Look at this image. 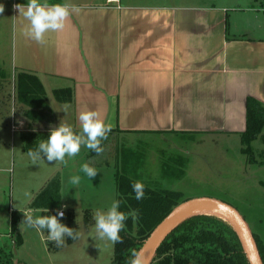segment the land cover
<instances>
[{"label": "crops", "instance_id": "0c3cea01", "mask_svg": "<svg viewBox=\"0 0 264 264\" xmlns=\"http://www.w3.org/2000/svg\"><path fill=\"white\" fill-rule=\"evenodd\" d=\"M28 2L0 0V134L6 126L11 137L21 140L22 132H51L61 122L82 134L79 113L95 110L115 129L113 137L214 132L241 136L247 128L248 97L264 104V37L251 36L246 29L229 33L230 8L215 0H39L79 9L64 30L45 33L44 43L26 34L29 21L14 8ZM251 6L254 12L264 11ZM19 71L40 78L50 119L30 120L17 110ZM10 80L13 89L6 94L5 82ZM63 87L73 89L72 101L56 99L54 89ZM81 148L77 156L65 157L67 163L48 162L45 156L36 164L41 169L32 178L39 186L31 188L26 204H19L25 207L23 213L43 216L31 202L57 174L62 194L58 209L73 210L75 218L87 209L93 215L107 211L117 200L114 188L106 197L98 186L106 180L115 185V173L105 177V168L94 166L97 175L87 177L81 168L89 164L90 150ZM72 176L81 177L78 186L69 183ZM13 210L21 217L22 210ZM15 237L11 231L0 236V245L9 240L15 244ZM80 238L70 244L84 245ZM99 246L81 254L86 264H104ZM105 247L110 250L114 244L107 241Z\"/></svg>", "mask_w": 264, "mask_h": 264}, {"label": "rangeland", "instance_id": "374dc122", "mask_svg": "<svg viewBox=\"0 0 264 264\" xmlns=\"http://www.w3.org/2000/svg\"><path fill=\"white\" fill-rule=\"evenodd\" d=\"M215 1L217 5L230 8L228 23L232 26H229V33L246 29L251 36L264 37V11L251 10V4L258 9L262 8L264 0ZM4 89L6 94L12 92L13 82H5ZM8 130L4 126L0 134L3 138L0 140V236L11 231L12 208L16 207L22 210L17 230L22 242L14 244L9 240L4 248L13 252L15 260L27 264H86L81 254L88 253L99 244L102 262L112 264L114 247L106 249L107 240L98 238L95 224L86 226L85 212L82 215L78 212L75 218L84 245L80 242L65 243L58 250H49L48 232L43 229L37 231L26 225L21 231L25 207L19 204H26L31 188L39 186L32 176L34 171L41 169L36 165L41 160L34 164L22 149L20 138L16 135L15 138L11 137ZM242 146L240 135L226 132L142 134L130 138L119 135L112 137L104 152L92 161L94 166L105 168L106 177L117 169L121 170L122 160L118 151L129 148L142 161L140 171L152 186L180 190L187 199L213 197L224 200L235 206L255 230L258 229L259 219L264 218V130L252 141L253 162L241 152ZM98 186L105 190L106 197L113 188L117 192L116 183L112 185L107 180L105 185ZM33 216H41V213L35 212Z\"/></svg>", "mask_w": 264, "mask_h": 264}, {"label": "trees", "instance_id": "16d2710c", "mask_svg": "<svg viewBox=\"0 0 264 264\" xmlns=\"http://www.w3.org/2000/svg\"><path fill=\"white\" fill-rule=\"evenodd\" d=\"M264 7V6H263ZM60 102H70L73 99L71 87L56 88L53 91ZM15 100L17 110L30 120H42L53 116L49 106L45 88L40 78L27 71H19L15 79ZM112 129V128H111ZM264 130V104L253 97L247 99V128L241 134L243 144L241 152L253 162L254 141ZM115 129L108 133L107 140L101 146L105 148L113 137ZM50 132L29 130L21 133L23 149L36 150L41 141L49 138ZM121 149L119 157L121 170L115 171L117 200L121 201L120 211L128 213L136 210L138 217L133 222L129 217L125 221V228L120 232L122 243L114 244V258L112 264H129L130 250H140L152 230L178 204L187 200L180 190L155 187L143 178L142 161L131 150ZM98 155L90 150L87 154L89 165L94 167L93 159ZM140 181L144 184V198L135 199L132 185ZM61 177L53 176L47 184L36 194L31 202L35 208L42 209V215H57L61 206ZM198 212L180 221L159 244L155 256L150 264H250V259L240 233L234 224L224 216ZM244 216V215H243ZM245 217V216H244ZM59 218V217H58ZM20 213L12 211L11 234H16V244L22 242L18 223ZM60 222L77 231L73 210H68ZM247 220V218L245 217ZM248 222V220H247ZM258 229H252L264 264V218L259 219ZM94 223L91 210H85V224L88 227ZM249 223V222H248ZM250 225V224H249ZM46 233V229H43ZM66 243L74 240L65 238ZM48 241L49 250H58L54 242ZM76 241V240H75ZM6 247V245H5ZM7 248V247H6ZM0 264H27L15 260L10 249L0 245Z\"/></svg>", "mask_w": 264, "mask_h": 264}, {"label": "clouds", "instance_id": "9594fccd", "mask_svg": "<svg viewBox=\"0 0 264 264\" xmlns=\"http://www.w3.org/2000/svg\"><path fill=\"white\" fill-rule=\"evenodd\" d=\"M14 8L29 21L27 35L37 43H44L45 33L60 32L64 30L73 11L79 9L67 3L48 5L41 4L39 0H29L27 5L16 4ZM4 12V7L0 6V13ZM82 134H75L73 129L62 123L59 127H53L47 140L41 141L36 150L29 149L26 153L33 163L43 159L46 156L48 162L67 163L65 157H75L80 153L81 146H86L89 150L94 151L97 155L104 152L101 146L103 140H107L108 133L111 132V126L106 125L99 111L85 110L78 116ZM81 171L89 178H94L97 171L88 163L82 165ZM80 176H72L69 183L78 186ZM136 200L144 198V184L136 181L132 185ZM120 200H113L111 206L104 210H96L93 215L95 221V230L100 240H107L113 244L122 243L123 240L120 232L125 228V221L131 217L135 223L138 213L131 210L128 213L120 211ZM66 207V206H65ZM64 211L58 210L57 215L37 216L34 217L29 212H24L25 219L20 225L21 231L26 225L29 228H35L37 231L46 229L48 239L54 242L56 247H63L66 243L65 238H71L74 241L80 238V232L60 222L59 218L64 216ZM59 217V218H58ZM129 264H147L145 253L142 250H130Z\"/></svg>", "mask_w": 264, "mask_h": 264}, {"label": "water", "instance_id": "95a60500", "mask_svg": "<svg viewBox=\"0 0 264 264\" xmlns=\"http://www.w3.org/2000/svg\"><path fill=\"white\" fill-rule=\"evenodd\" d=\"M216 209L227 214L229 220L237 228L248 253L250 264H263V260L252 232V229L243 214L232 204L213 197H197L187 199L175 206L163 220L152 230L140 250L145 253L147 264H150L155 256L159 244L166 235L184 218L198 213L197 209ZM96 264V263H91Z\"/></svg>", "mask_w": 264, "mask_h": 264}, {"label": "bare ground", "instance_id": "6f19581e", "mask_svg": "<svg viewBox=\"0 0 264 264\" xmlns=\"http://www.w3.org/2000/svg\"><path fill=\"white\" fill-rule=\"evenodd\" d=\"M196 211L207 212V213H213V214H218V215H221V216L226 217L227 219L230 218V217H229L227 214H225L224 212H222V211H218V210H216V209L204 208V209H197ZM200 212H199V213H200ZM213 214H212V215H213Z\"/></svg>", "mask_w": 264, "mask_h": 264}, {"label": "built area", "instance_id": "2783aa9c", "mask_svg": "<svg viewBox=\"0 0 264 264\" xmlns=\"http://www.w3.org/2000/svg\"><path fill=\"white\" fill-rule=\"evenodd\" d=\"M58 210H62V211H64V216L63 217H65L66 216V212H65V210L64 209H58ZM58 210H57V214H58Z\"/></svg>", "mask_w": 264, "mask_h": 264}]
</instances>
